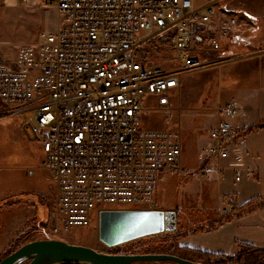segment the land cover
<instances>
[{
  "label": "built area",
  "instance_id": "obj_1",
  "mask_svg": "<svg viewBox=\"0 0 264 264\" xmlns=\"http://www.w3.org/2000/svg\"><path fill=\"white\" fill-rule=\"evenodd\" d=\"M34 1L63 20L0 61V112L27 113L23 129L54 186L50 232L88 227L104 209H157L162 178L191 172L180 134L143 118L178 110L184 76L234 60L224 49L245 34L239 16L253 24L250 0ZM214 112L200 164L226 158L241 137L234 102Z\"/></svg>",
  "mask_w": 264,
  "mask_h": 264
},
{
  "label": "rangeland",
  "instance_id": "obj_2",
  "mask_svg": "<svg viewBox=\"0 0 264 264\" xmlns=\"http://www.w3.org/2000/svg\"><path fill=\"white\" fill-rule=\"evenodd\" d=\"M248 10L250 12L249 15L252 16L251 18H255V20L253 24L251 23L252 20L249 19V23H246L242 16H239L240 31L237 32L264 34V0H250ZM256 16H260L262 19H258ZM57 18L63 20L53 8L44 7L39 2L20 3L18 0H0V61H8L21 46L38 42L43 31L53 30L57 26ZM239 43L227 46V49H229L227 52L233 51L231 52L233 54L232 56L229 54L225 55H229L234 59L241 56L238 52H242L244 48H240L242 46ZM228 62L223 63V65L203 68L184 76L181 87L174 96V102L178 110L174 108L168 112L165 110H150L143 118L144 126L147 128H167L173 132L177 131L178 127L182 129L183 136H180V138L184 154L183 163L190 167L195 162H199L197 154L206 146L207 140L201 136L206 134L208 127L213 122L208 117L209 114L212 115L215 108L225 102V97L228 96L227 89L231 88L227 86V79L224 78V71L228 74L234 73L233 66V71H231V67L224 66ZM26 117L27 113L23 116H14L13 114L0 112V176H3L1 179V193L12 192L8 196L20 193H33L43 200L42 205L46 204V211H48L46 226L43 234L39 233L35 238H58L69 243L90 246L97 251L107 253L177 251L174 248V238H176L174 231L148 235L113 247H109L99 240L97 221H93L88 227L72 228L69 231L51 233L48 218L49 211L54 204V186L48 172L46 170L44 172L41 163L39 164V160L40 162L42 161L41 154L37 150L36 152L31 151L32 137L29 134L27 135V130L23 129L22 125ZM28 170L36 171L34 176H28ZM173 180L174 176L162 179L158 188V193L160 192L161 197L166 196L168 193L170 199L174 198V191L169 185ZM37 184L46 188L49 187V194L42 195L26 191ZM158 193L157 209L174 210V208H170L171 205L163 204L160 201ZM168 202L169 198H167ZM17 205L19 209H8L0 213L1 258L9 253V249L18 237L25 234L32 225H36L37 220L43 219L42 215L35 214L30 218L31 220H28L19 211L23 207H34V204L22 202ZM166 207L168 208L166 209ZM20 215V224H17L15 228H11L9 222L14 221ZM23 219L27 223L23 224L21 222L24 221ZM260 254L264 256V252ZM235 262L223 264H241L240 262ZM27 263V260H23L17 264ZM262 263L264 264V262ZM135 264L176 263L165 261L163 263L137 262Z\"/></svg>",
  "mask_w": 264,
  "mask_h": 264
},
{
  "label": "crops",
  "instance_id": "obj_3",
  "mask_svg": "<svg viewBox=\"0 0 264 264\" xmlns=\"http://www.w3.org/2000/svg\"><path fill=\"white\" fill-rule=\"evenodd\" d=\"M32 2L37 1L28 3ZM238 41L244 49L238 52L241 56L230 61L232 63L224 64L231 67V71L234 69L233 74L224 71V78L231 87L227 89L225 102H234L240 110L233 124L240 130L241 137L230 146L226 158H208L203 164L195 162L191 167L183 163L191 173L162 178L174 176L173 182L169 183L174 198L170 199L168 193L164 197L160 192L158 194L160 201L171 205L176 212L174 248L179 254L234 256L244 244L264 248V128L254 129L264 123V34H244ZM208 117L213 120L209 129L218 117L215 112ZM177 131L183 136L182 129L178 127ZM201 137L208 143L207 132ZM31 146V151L37 150L43 160L39 145L33 141ZM199 166L207 169L204 174L196 170ZM35 172L33 170L28 176H34ZM2 177L0 201L12 193H1ZM26 191L47 195L50 188L37 184ZM165 197L169 198L168 203ZM42 204L37 208L23 207L19 211L28 220L35 214L42 215L45 220L48 211L46 204ZM17 207V204L6 206L0 213L19 209ZM20 218L21 215L10 221L9 226L15 228L20 224ZM23 220V224L27 223Z\"/></svg>",
  "mask_w": 264,
  "mask_h": 264
},
{
  "label": "water",
  "instance_id": "obj_4",
  "mask_svg": "<svg viewBox=\"0 0 264 264\" xmlns=\"http://www.w3.org/2000/svg\"><path fill=\"white\" fill-rule=\"evenodd\" d=\"M98 238L109 247L137 238L176 229L175 210L104 209L99 212ZM135 264L168 261L176 264H205L168 253H107L58 238L29 241L1 258L0 264Z\"/></svg>",
  "mask_w": 264,
  "mask_h": 264
},
{
  "label": "trees",
  "instance_id": "obj_5",
  "mask_svg": "<svg viewBox=\"0 0 264 264\" xmlns=\"http://www.w3.org/2000/svg\"><path fill=\"white\" fill-rule=\"evenodd\" d=\"M237 42L239 43L238 40L231 39L230 45H232L234 43L237 45ZM228 50L229 49H227V47L224 49V51H226V52ZM230 52H233V51H230ZM260 128H264V123L259 124L254 129H260ZM254 129H251V130H254ZM247 132L248 131H245V133H247ZM22 202H29V203H31V205L34 204V206H39L43 203V200H41L40 197L36 196L33 193H20V194L11 195V196L3 198L0 201V209L5 207V206H11L13 204H19ZM46 221H47V217L45 216V220H38L36 225H32L25 234L18 237L16 239V241L13 243L12 247L9 249L10 250L9 253L12 252L13 250H15L16 248H18L19 246H21V245H23L29 241L37 239L35 237L39 233L43 234V230L45 229V226H46ZM244 250H246V251H244ZM261 252H264V248L257 249V248L250 246V245L244 244V245H242L241 250L234 256H218V257H216V256H211V255H200V254L186 255V254H181V253L179 254L176 251H174V252H170V251L146 252V253L174 254V255H178V256L186 258V259H190L193 261H199V262H202L205 264H223V263L232 262V261L240 262L241 264H263L262 262H264L263 261L264 256H262L260 254ZM0 260H1V255H0ZM163 262H165V261H161V262H157V263H163Z\"/></svg>",
  "mask_w": 264,
  "mask_h": 264
}]
</instances>
